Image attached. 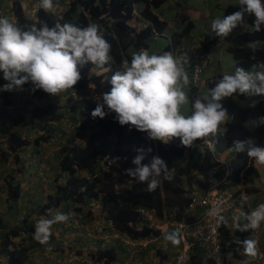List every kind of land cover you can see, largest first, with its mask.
Wrapping results in <instances>:
<instances>
[{
	"label": "trees",
	"instance_id": "trees-1",
	"mask_svg": "<svg viewBox=\"0 0 264 264\" xmlns=\"http://www.w3.org/2000/svg\"><path fill=\"white\" fill-rule=\"evenodd\" d=\"M164 2L165 0H68L66 8L57 14L46 13L38 7L35 12L36 18L33 19L25 15L18 1H13L11 9L16 17V23L20 25L26 23L39 25L40 22H47L52 26L57 20L79 27L95 23L100 26L103 37L111 44L112 60L110 65L105 66L110 70L91 75V70L100 69L90 63L85 65L80 69L81 80L73 89L67 91L68 94L62 105L49 101V94L43 90L32 93L30 84H25L22 90L28 92L30 97L18 91H0V99L3 103L20 104L11 110L0 108V164L6 163L11 158L12 162H20L22 165L19 156L21 149L33 146L38 151L42 143L52 138L50 122L59 121L66 116V113L72 115L71 119L76 123L75 136L84 140L81 144H74L59 154L55 165L57 175L51 179L53 193L48 194L45 201L40 202L38 208L34 209L37 217L50 219L53 216L52 210L63 206L65 211L72 209L82 216L80 221L85 223L93 215L91 209L85 208L90 203L97 202L102 216L110 222L113 229L133 240H139L156 235L158 231L141 223L142 218L136 207L152 209L158 219L184 217L186 220H191L193 217L183 216L182 212L188 205L189 194L194 190L192 187L207 191L213 187L234 185L248 175L258 176L253 164L254 158L247 156V148L253 145L264 146V125H256L259 117L264 116V95H256L258 102L255 107L240 106L237 100L245 99L244 95H233L221 101L232 118L226 121L224 130L217 134L215 152L221 151L224 143L229 149L234 140L245 141V151L232 152V157L227 162L219 161L206 146L187 148L181 146L180 141L167 145L160 141H152L147 138L146 133L128 125L121 126L114 119V113L106 115L103 119L91 116L96 107L95 99H99L103 92L110 90L111 85L107 81L115 71L121 69L122 61L127 59L130 62L132 53L147 49L148 42L156 35L155 33L165 29L166 22L160 20L152 9ZM135 3H144V7L138 11L140 16L149 22L140 29L131 25ZM239 10V4H229L223 9V16ZM174 18L180 25V29L171 36L175 48L181 37L189 35L194 23L182 9L175 11ZM254 20V15L245 14L244 22L232 31L243 42L242 45L227 46V51L232 55L236 67L245 70L252 69L253 64L264 61V25L261 26V31L256 32L253 30ZM218 41L219 38L213 33L205 34L202 44L207 49L209 44ZM253 43L255 49L251 47ZM167 50L168 47H165L160 53ZM223 74L217 72L207 78L205 84L208 90L214 87V82L222 78ZM5 83L7 82L0 79V86ZM201 94L203 93L198 86L190 84L188 88L190 108L192 101ZM34 101L44 102L37 104ZM26 113L30 117L27 124L36 131L34 138L23 137L17 131V126L20 122H24ZM199 141L202 140L194 143ZM149 147L152 148V152L146 155L142 163H148L152 156L158 155L166 162L174 177L172 181L161 177L159 186L153 192H146L144 190L147 187L146 183L138 182L125 172V169L135 167L132 159L138 154L137 149ZM17 176V170L13 173L10 170L2 177L4 187L2 189L6 193V200L11 203L9 209H13L12 206L22 195ZM60 180L62 181L59 182ZM248 191L251 192V188H247ZM30 217L29 213L23 215L18 223L11 226L0 218V255L7 258L6 264H23V259L15 252L13 238L21 233L31 238L35 223ZM247 234L248 232L244 231L240 234L239 240L249 239L246 237ZM235 237L232 238L228 230H223L221 233L223 264H232L233 258L244 256L243 247L235 243ZM121 249V246L116 247L113 244L98 246L86 252L88 261L77 264H90L89 262L112 264L117 261L118 250ZM142 253L144 254L145 251ZM156 253L161 258L155 264H164L167 254L162 253L160 249ZM190 264H213V262L204 259L201 250L197 248L191 255Z\"/></svg>",
	"mask_w": 264,
	"mask_h": 264
},
{
	"label": "clouds",
	"instance_id": "clouds-1",
	"mask_svg": "<svg viewBox=\"0 0 264 264\" xmlns=\"http://www.w3.org/2000/svg\"><path fill=\"white\" fill-rule=\"evenodd\" d=\"M13 1L11 2V6ZM67 1L68 0H36L37 4H35L31 10V14H27L24 11L22 5H20L25 15L31 16L34 19L36 18L35 12L38 7L42 8L46 13L50 12L57 14L66 8ZM238 4L240 5L239 11H235L229 15L223 16V18L217 17L212 20L210 25L211 31L215 37L219 38L220 41L209 44L207 49L203 47V38H193L190 36V33L187 36L181 37L178 45L174 48L171 41V36L174 32L171 35L165 34V29L162 32H156L155 34H164L168 36L170 41V44L166 46L168 47V50L162 53H160L161 51L158 52L160 54H150L148 50L141 49L138 52L132 53L130 62L127 59L123 60L121 69L115 71L111 78L107 81L111 85L110 90L103 92L99 99H95L96 107L92 111L91 116L93 118L99 117L103 119L106 115L114 113V119L118 121L121 126L128 125L130 128H135L137 131L146 133L147 138L152 141H160L165 145L171 142L180 141V145L187 148H201L206 146L210 151L213 152L219 161L227 162L228 160L224 161L220 158V154L222 152H215V144L217 142L216 137L217 134L221 132H218L219 128L222 124L226 123L229 118H232L229 116L227 109L223 107L221 101L227 97H232L233 95H244L247 97L264 95V61L253 64L252 69L249 70H245L242 67H236L235 65L234 72L231 74L225 72L222 78H218L214 82V87H211L207 93L198 95L192 101V111L190 115L182 114L181 107L189 104V96L185 89H187L190 84L199 87L201 84H205L207 80H202V77L205 70L209 68L208 65H210V56L208 53L209 49L214 45H221L223 40H225V38L230 35L233 29L244 22L245 14L254 15L255 20L253 23V30L256 32L261 31V26L264 25V0H238ZM11 6L9 7L11 8ZM143 7L144 3L134 4L131 25L136 29L143 28L149 24V22L145 19L144 21H141L140 24H137V27L133 24V21H136L137 17H141L138 10ZM152 9L154 12L155 8ZM2 13L3 12L0 13V72L3 74L1 73L2 77H0V79L7 83L0 86V91H18L22 92V95L28 97L30 94L22 90L25 84H30V91L32 93H34L36 90H43L45 93L49 94V101L58 102L62 105L64 104L65 99L61 102L60 99L52 100V97L61 96L66 98L68 94L67 91L73 89L81 80L82 76L80 69L85 65L90 63L91 65H94L100 69L99 72L101 73L110 70L105 66L110 65V61L112 60V56L110 55L111 44L103 37L98 24L93 23L86 27H79L72 23H61L59 20H57L52 26H49L47 22H40L39 25L36 23H26L24 25H20L16 23V17L12 9L10 19L6 16H2ZM134 16L136 17L134 18ZM142 22H147V24L143 26ZM177 31L178 30L175 32ZM194 45H196V48L193 47ZM251 47L255 49V44L253 43ZM196 51H201L206 55L207 65L203 70L198 82L193 83L191 76L192 59ZM175 53L182 54L183 58L181 60H177L174 57ZM186 64L189 66V76L185 69ZM99 72L98 74H101ZM72 94L75 95L74 92H72ZM237 101L240 102L239 100ZM34 102L40 104L44 101ZM257 102L258 101L256 100H252L248 106L255 107ZM17 105L19 106L20 104L14 103L9 105L3 103V101L0 99V108L11 110ZM105 108L107 111H105ZM25 115L29 114L26 113ZM25 115L24 122L20 123H27L29 121L30 117L28 116V118H25ZM64 118L65 117L62 119ZM55 122L58 121L50 122V126ZM256 125H264V116L259 117V122L256 123ZM51 127V134L53 138L55 131L53 129V125ZM18 128L19 126H17V131L23 137H28L22 134ZM50 140L46 143H49ZM197 140L202 141L194 143ZM46 143H42L41 145ZM41 145L38 147V151H36L33 146L31 147L36 151V153H39L40 148L42 147ZM28 147L30 146L25 148ZM23 149H21V151ZM229 151L231 153L244 152L245 141L234 140L232 146L229 148ZM151 152V147L147 149H137L138 154L132 159V164L135 167L125 169L127 175L135 178L138 182H144L147 184V187L144 189L146 192L155 191L160 184L161 177L167 181H172L174 178L166 162L158 155L152 156L148 163H142V161L145 160L146 155ZM247 156L249 158H254V166V162L264 165V146L253 145L248 147ZM10 160L11 158L6 163H9ZM21 162L22 165L20 162L12 163L19 165V168L22 170L19 171L20 169H17V179L20 181V186L23 193L24 191L21 182L23 175H26V173L25 164L23 163L22 159ZM1 164L3 165L4 163ZM10 170L12 173L15 171L14 169L9 168L8 170H2L0 173L1 185L2 177L7 175ZM243 179L231 186L212 188L235 189L238 185L241 187V189L236 191L235 194L236 196L239 195L238 204L245 208V213H242L243 219H241L239 223H236V228H222L219 235L220 246L221 233L223 230H228L232 238L236 236L235 243L243 247L244 256L241 258H233L232 264H249V262L252 264L251 260H246L244 258L246 256L253 258L257 256L258 248L261 242V235L257 229L260 228L262 223H264V203H260L256 206L250 205L246 199V195L249 193V191L247 192L248 186L245 184ZM192 188H194V190H192L189 194L190 200L188 205L182 212L183 216L193 217L191 220H186L184 217H182V219H174L171 217L158 219L152 209L145 208L143 206L136 207V211L142 218L141 223H144L150 227L143 218L142 214L138 211V208H145L152 211L155 219L160 223V228L150 227L158 231L156 235L139 240H133L113 229L110 222L105 220L102 216L99 204L97 202L90 203L85 209H92V205L94 204L99 210L98 214L100 216H98V218H101L103 222L107 223V226L104 224L102 225V227H105L106 229L105 231H102V233H105L104 238L100 237L96 239L104 242V240L107 238V240L110 239L111 241L115 242V244H113L114 246L122 247V249L118 250V252L119 256L123 254V257H118L117 261L112 264H132L134 257L139 254H143L142 252L149 248H154L155 253L158 249H160L161 251H165L163 253L167 254L166 247L164 246L165 244H163L162 240L163 237L165 240L170 241L173 245H178V248L175 252L173 251L172 255L171 264H174V257L180 249L181 243L176 227L167 226L165 225V222L167 220L191 222L197 218V215L200 211L198 208L187 211L191 201V194L193 192L205 194L209 190L201 191L197 187ZM1 191L4 192L3 189ZM50 193H53V191ZM46 196L44 198L37 199V203L34 207H32L33 213L31 214V217L33 218L34 215L36 219H32L34 223L35 221L37 222L39 218H41L37 217L34 209L38 208L40 202L45 201ZM5 201L6 209L2 212L3 214H0V218L1 220H6L8 225L11 226L18 223L23 217L20 220H17V210H14L17 202L12 206L13 209H9L11 203H9L7 200ZM63 208V206H60V208L57 209L54 208L52 210L53 216L50 219L43 217L44 219H41L35 223V230L32 235L34 234L33 238L39 244L45 245L51 243L53 241L55 230L58 227L63 226L65 224L64 222H66L69 218H75L77 221L81 222L80 219L82 216L76 214L73 210L72 213H74V216H69L66 214L67 211H65ZM54 211H57V214H54ZM92 214L94 217L95 214L93 213V210ZM22 215H25V212ZM216 216L217 227L221 225H228V220L223 215L217 213ZM10 217H14L17 222L14 223L15 220L12 218L10 220ZM77 217H79V219H77ZM239 219L240 218L237 217V221ZM244 231L248 232L246 237L249 239L240 241V234H242ZM85 232L88 236L91 235V232H93L90 224L88 227H85ZM115 233H118L119 236L126 237L131 241L147 240L148 242L144 246L137 245L135 247H131L130 245L125 244L121 238L115 237ZM22 234L25 233H21V235ZM253 235L256 236L258 241L253 240ZM155 237H158V241L151 240ZM31 238L29 236L28 239ZM13 241L15 252L21 256L22 248L20 249L19 241L16 237L13 238ZM104 245L105 244H102L100 246ZM109 245L110 244L107 246ZM195 249H197V247H192L190 249V258ZM80 250L81 251H78L73 255L77 261L73 262L72 264L88 261L86 259V255H82V257L79 259L76 257L79 256V254H83L84 249ZM201 255L203 256L202 252ZM221 257V264H223L222 250ZM203 258L206 260H211L205 258L204 256ZM229 258H231L230 255ZM0 259H5L7 262V258L2 255H0ZM211 261L213 264H216L213 260ZM89 263L96 264L92 262ZM140 263L141 262L138 264ZM188 264H190V260ZM260 264H264V262H261Z\"/></svg>",
	"mask_w": 264,
	"mask_h": 264
},
{
	"label": "rangeland",
	"instance_id": "rangeland-1",
	"mask_svg": "<svg viewBox=\"0 0 264 264\" xmlns=\"http://www.w3.org/2000/svg\"><path fill=\"white\" fill-rule=\"evenodd\" d=\"M13 0H3L0 2V13L3 12L2 16H6L10 19L11 16V2ZM22 5L24 11L27 14L32 13V9L35 6L36 0H17ZM175 2H179L180 4L178 7L186 8V13L189 17V19L192 20L194 23V27L190 32V36L196 39L203 38L205 34H212L211 31V22L213 19L220 17L223 18V9L227 5H237L238 0H165L163 4H161L159 7H156L154 9V12L156 14H160L163 16L165 21L172 22L174 20V14L176 11ZM10 3V4H8ZM10 12V13H9ZM136 16H134L135 18ZM12 19V18H11ZM141 21H144L143 18L137 17L136 21H133V24L138 26L137 24H140ZM239 43H242V41L239 39V37L235 33H230L228 37L223 40L222 44H218L216 46V49L213 51L217 54L220 53V67L222 69H225L228 71L227 73L231 74L235 70V62L232 58V55L226 51V47L228 45L237 46ZM149 46L146 50L149 51V53H158L162 51L164 47L170 44L169 38L167 35H154L152 39L148 42ZM174 57L177 60H181L183 58L182 54L175 53ZM214 59H217L216 57ZM213 64L216 66L218 65L217 60L213 61ZM188 64L185 65V69L188 73ZM99 70H91L90 74L98 73ZM212 74V70L210 68H207L203 74L202 80H205L207 77H210ZM0 77L1 72H0ZM189 88V86H188ZM188 88L185 89V91L188 93ZM201 93H207L208 88L206 84H201L199 86ZM62 95V94H61ZM61 100V102L65 99L61 96H53L52 100ZM252 100H256V95L252 97H245L243 100H239L242 106L248 107L250 102ZM240 105V106H241ZM182 114L184 115H190L191 114V108L190 105H184L181 107ZM64 119L52 123L53 129L55 131L54 137L50 140L49 143L41 145L39 153H36L35 150L30 146L28 148L23 149L20 152L21 159L23 163L25 164V173L26 175H23L21 185L23 187V193L20 199L17 201L15 205V209L17 210V220H20L23 217V213L31 214L33 213L32 207L35 206L37 203V199L44 198L49 192L52 191V183L51 179H54V176L57 175L56 170V162L59 159V154H62L66 151V149L71 148L74 144H81L84 142V140L78 139V137L75 136V127L76 123L73 119H71L72 115H67ZM29 115H25V118H28ZM25 123H20L18 130L24 134L25 136H28L29 138H33L35 136V129H31L30 126ZM58 155V156H57ZM264 168V165H262ZM14 169L17 170L19 168V165H15L10 160L9 163H4L3 165L0 164V172L2 170H8V169ZM28 176V177H27ZM253 180V176L250 177L249 182ZM254 180H256L254 178ZM60 180L59 182H61ZM260 181V179H258ZM51 183V184H50ZM2 185L0 180V214H3L2 212L6 209L4 208L6 204L5 199V193L2 192ZM34 189V190H33ZM69 211L66 212L69 216H74L72 213V209H68ZM93 213L95 214L94 217L92 216L90 219L87 220L86 223H82L77 221L75 218H69L63 226L58 227L55 230L53 241L51 243L41 245L37 242L33 244H28L25 241L26 240H32L28 239L29 236L26 234H22L19 237H16L19 241L20 249H23L22 254H29L32 253V251H38L39 256H46L45 254L52 255V257L55 256L57 258L59 255H63L66 257L64 260H60L62 264H72L73 262H76L77 260L74 258V254H76L78 251H81L80 249H87L85 246L91 245L87 239L92 240L95 238H104V232L105 227L103 228L102 225L104 224L107 226L106 222H103V220L99 219L98 214L99 210L95 207V205H92ZM54 214H57V211H54ZM71 212V213H70ZM25 214V215H26ZM96 216V217H95ZM34 220L35 216L33 215ZM30 217V219H33ZM41 219H44L43 217L39 218L38 221ZM15 220V219H14ZM15 220L14 223L17 222ZM37 221V222H38ZM35 221V223H37ZM90 224V227L92 228L93 232H91V235H86L85 227H88ZM85 238V239H84ZM84 239L83 241H81ZM87 242H86V241ZM104 240V244L110 242ZM85 244V245H84ZM24 245V246H23ZM26 245V246H25ZM33 247V248H31ZM88 247V246H87ZM30 251L28 252V250ZM95 249V247L93 248ZM49 250V251H48ZM147 249H145L146 251ZM155 251V250H152ZM145 254V253H144ZM144 254H139L136 257H134L133 263L136 264L139 257H143ZM47 255V256H48ZM67 260V261H66ZM150 260V259H149ZM80 261V260H78ZM0 264H6L5 259H0ZM239 264V263H235Z\"/></svg>",
	"mask_w": 264,
	"mask_h": 264
},
{
	"label": "built area",
	"instance_id": "built-area-1",
	"mask_svg": "<svg viewBox=\"0 0 264 264\" xmlns=\"http://www.w3.org/2000/svg\"><path fill=\"white\" fill-rule=\"evenodd\" d=\"M193 47L196 48V45ZM207 58L201 51H196L192 59V82L197 83L203 70L206 68ZM238 185L235 189H212L205 194L193 192L191 194L190 205L187 209L192 210L198 208L200 211L197 218L191 222L167 220L165 225L176 227L178 231L181 247L174 257V264H188L190 260V249L197 247L201 250L203 256L213 260L216 264H221V246L219 241L220 230L222 228H236V223L245 213V208L238 204L239 195L236 191L240 190ZM150 227L160 228V223L155 219L152 211L145 208H138ZM223 215L228 220V225H216V214ZM237 217L240 219L237 221ZM119 237L125 244L135 247L137 245H146L147 240L131 241L126 237H121L118 233L114 234ZM253 240L258 241L256 236H252ZM158 241V237L151 239ZM159 243V242H157Z\"/></svg>",
	"mask_w": 264,
	"mask_h": 264
},
{
	"label": "crops",
	"instance_id": "crops-1",
	"mask_svg": "<svg viewBox=\"0 0 264 264\" xmlns=\"http://www.w3.org/2000/svg\"><path fill=\"white\" fill-rule=\"evenodd\" d=\"M179 4H180L179 2H175V6L177 7L176 11H179L180 9L186 10L185 7H182V8L178 7ZM157 15L159 16V18L161 20L165 21V19L163 18L162 15H160V14H157ZM165 22H166V28H165L164 31H165V34H167V35H171L173 32H175L176 30L180 29V25L175 20V18H174V20L172 22H167V21H165ZM145 24H147V22L146 23L142 22L143 26ZM238 45H241V43H239ZM214 49H216V45L212 46L209 49V51H208L209 56H210V63H209L210 65H208V66L212 70L211 76L214 73H216V72H222V73L228 72L225 69H222L220 67V61H219L220 53L216 54L213 51ZM226 51H227V47H226ZM215 57L217 59H214ZM216 60H217V63H218L217 66H216V64L215 65L213 64V61H216ZM188 73H189V68H188ZM207 78H209V77H207ZM224 125H225V123L220 126L218 132H220V131H222L224 129ZM220 153H221L220 154V158L223 159L224 161L229 160L232 157V153L229 151V149L227 147H225V143L223 144V147H222V150L220 151ZM254 163H255V166H256V168L258 170V176L249 175L245 179H243V181L248 186V188H251V192H249L246 195V199L250 203V205H252V206H256V205H258L260 203H264V168H263L262 165L257 164L256 162H254ZM252 176H253V180L251 182H249V179ZM254 178L256 180H254ZM258 179H260V181H258ZM52 191H53V188H52ZM4 208H5V206H4ZM257 230H258V232L261 235V242H260V245H259V248H258V254L254 258L253 257H248V256H246L244 258L246 260H251L252 264H257V263L260 264L261 262H264V223H262L260 228H258ZM168 233H171V232H168ZM83 240L84 239H82L81 241H83ZM87 240H88V242L91 245L87 244L88 247L85 246V248H87V249H85V252L83 251V254H79V256H76V257H78V259L81 258L82 255L85 256L86 252H88L89 250H92L94 247L96 248V247L104 244L103 241L97 240L96 238L92 239V240H89V239H87ZM162 240H163V244H165L164 246L166 247V251H167V255H166L165 259H164L165 260V264H171L173 251L174 252L176 251V249L178 248V245H173L170 241L165 240L164 237L162 238ZM105 241H108L107 238L105 239ZM25 242L28 243V244H30V243L33 244V243H35L37 241L34 240V238H32V240H26ZM108 244L112 245V244H115V242L110 241V242L106 243V245H108ZM31 248H33V247H31ZM152 250H155V249L154 248L147 249L145 251L144 256L143 257H139V259H138L136 264H138L139 262H145V263H149V264L158 262L160 260V256H158V254L155 253V251H152ZM29 251H30V249L28 250V252ZM22 252H23V249H21V253ZM161 252L163 253L165 251H161ZM45 255L46 256H39L38 251H34L33 250L32 253H30V252H29V254H27V253L25 254L24 253L20 257L23 259V264H62L61 261L66 259V257H64L63 255H59L57 258H55V256L52 257V255H48V254H45ZM122 257H123V254L119 256V258H122ZM74 258H75V256H74ZM249 264H250V262H249Z\"/></svg>",
	"mask_w": 264,
	"mask_h": 264
}]
</instances>
